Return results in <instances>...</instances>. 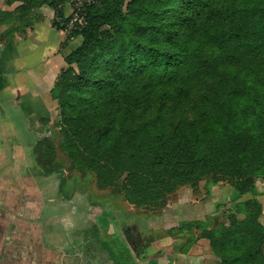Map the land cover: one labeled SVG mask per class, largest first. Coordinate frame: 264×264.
Returning <instances> with one entry per match:
<instances>
[{
	"label": "trees",
	"instance_id": "1",
	"mask_svg": "<svg viewBox=\"0 0 264 264\" xmlns=\"http://www.w3.org/2000/svg\"><path fill=\"white\" fill-rule=\"evenodd\" d=\"M7 2L20 6L2 15L29 25L46 0ZM85 14L52 97L63 150L100 187L151 208L206 178L264 176V0H99ZM34 152L43 174L56 172L48 138ZM261 216L251 200L228 224L184 221L167 233L186 239L181 252L207 240L217 264H264Z\"/></svg>",
	"mask_w": 264,
	"mask_h": 264
},
{
	"label": "crops",
	"instance_id": "2",
	"mask_svg": "<svg viewBox=\"0 0 264 264\" xmlns=\"http://www.w3.org/2000/svg\"><path fill=\"white\" fill-rule=\"evenodd\" d=\"M0 1V264H192L206 240L186 252L175 239L143 246L134 225L86 205L80 193L64 195L59 180L41 172L34 151L46 135L39 130L58 115L52 89L65 65L63 30L46 17L47 29L45 18L20 35V22L2 15L18 3ZM52 30L62 34L53 44Z\"/></svg>",
	"mask_w": 264,
	"mask_h": 264
},
{
	"label": "rangeland",
	"instance_id": "3",
	"mask_svg": "<svg viewBox=\"0 0 264 264\" xmlns=\"http://www.w3.org/2000/svg\"><path fill=\"white\" fill-rule=\"evenodd\" d=\"M94 2H99V0H82L80 4L77 3V0H46L44 4L35 5L34 10L31 11L33 19L29 25L50 17L53 28L63 30V52L68 55L82 42V38L76 34L83 26L82 11H78V17L75 16L74 11L79 8L83 9L86 4ZM17 3L16 8L20 6V3ZM18 20L20 22L18 31L25 32L27 22ZM49 24L50 20L46 18L40 26L42 29H47ZM58 25L61 27H57ZM12 27L17 28L15 23ZM103 31H110V28L106 27ZM58 34L62 35L60 32L55 33L52 30L50 34L52 44L55 42L54 37L61 38ZM66 68L65 62L63 69ZM56 102L59 105L57 100ZM45 129L47 132L39 130L40 133L46 134L40 140L48 138L53 144L54 153L51 164L58 163L60 166L52 175L59 180L63 194L73 196L75 193H80L85 197L86 205L98 207L101 210L110 209L109 213L112 214L116 212L119 220L128 226L134 225L132 232L136 243L151 246L155 242L161 244L175 239L178 241L177 244L181 245L183 243L179 239L182 238L181 240L184 241L186 239H183L181 235L174 238L167 233V230L172 226L184 221L206 222L211 227L228 224L229 215L235 205L251 200H257L261 204L262 216L260 220L264 225V176L246 177L239 180L217 176L216 183L211 178H206L198 184L179 187L163 201V205L151 208L136 207L123 199V192L118 193L113 187H100L96 175L90 171H84L78 163L77 157L73 156V153L63 150V128L59 107L58 115L53 123L46 125ZM123 180L124 177L118 181L119 184ZM160 213L161 216H158ZM139 232H141V236ZM193 234L200 235V232L194 230ZM218 262L219 259L213 254L210 246L202 244L198 246V253L194 256L192 264H217Z\"/></svg>",
	"mask_w": 264,
	"mask_h": 264
},
{
	"label": "built area",
	"instance_id": "4",
	"mask_svg": "<svg viewBox=\"0 0 264 264\" xmlns=\"http://www.w3.org/2000/svg\"><path fill=\"white\" fill-rule=\"evenodd\" d=\"M81 1L82 0H77V3H81ZM79 4H77V5H79ZM77 7V6H76ZM78 11L80 12V11H82V15H81V19H82V22H83V26H84V24H85V17H86V14H85V6H83V9H81V8H79L77 11L75 10L74 11V13H75V16H79V13H78ZM82 26V27H83ZM82 29V28H81Z\"/></svg>",
	"mask_w": 264,
	"mask_h": 264
}]
</instances>
